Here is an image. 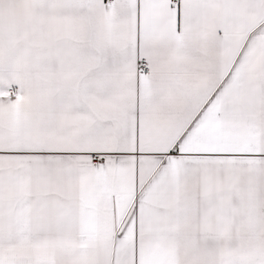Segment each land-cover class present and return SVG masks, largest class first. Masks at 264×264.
Instances as JSON below:
<instances>
[{"label":"snow or ice","instance_id":"obj_1","mask_svg":"<svg viewBox=\"0 0 264 264\" xmlns=\"http://www.w3.org/2000/svg\"><path fill=\"white\" fill-rule=\"evenodd\" d=\"M0 264H264V0H0Z\"/></svg>","mask_w":264,"mask_h":264}]
</instances>
